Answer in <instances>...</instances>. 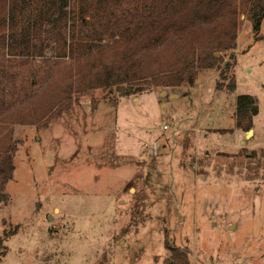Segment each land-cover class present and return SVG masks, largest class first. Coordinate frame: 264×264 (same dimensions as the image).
Returning a JSON list of instances; mask_svg holds the SVG:
<instances>
[{"label":"rangeland","instance_id":"rangeland-1","mask_svg":"<svg viewBox=\"0 0 264 264\" xmlns=\"http://www.w3.org/2000/svg\"><path fill=\"white\" fill-rule=\"evenodd\" d=\"M251 1L236 0L234 50L192 86L112 87L44 122L0 120L15 147L0 264H174L167 244L189 264H264V19L254 31ZM241 95L258 109L248 136Z\"/></svg>","mask_w":264,"mask_h":264},{"label":"trees","instance_id":"trees-1","mask_svg":"<svg viewBox=\"0 0 264 264\" xmlns=\"http://www.w3.org/2000/svg\"><path fill=\"white\" fill-rule=\"evenodd\" d=\"M248 17L257 32L264 0L251 1ZM237 22L236 0H0V120L44 122L112 87L129 90L123 97L192 86L199 71L218 69L220 54L234 50ZM64 58L69 62L52 67ZM42 65L48 72L38 81ZM16 67H27L28 75ZM18 78L29 91L20 94ZM257 112L252 97L236 98L238 128L244 120L249 130ZM14 150L7 134L0 137V203L7 200L1 191L12 179ZM11 234L0 237V249ZM166 249L174 264H189L179 247Z\"/></svg>","mask_w":264,"mask_h":264},{"label":"crops","instance_id":"crops-1","mask_svg":"<svg viewBox=\"0 0 264 264\" xmlns=\"http://www.w3.org/2000/svg\"><path fill=\"white\" fill-rule=\"evenodd\" d=\"M162 93H165V89H164V92H162ZM162 93H161V94H162ZM171 96H173L174 98L176 97L175 94H169V97H170V98H171Z\"/></svg>","mask_w":264,"mask_h":264},{"label":"water","instance_id":"water-1","mask_svg":"<svg viewBox=\"0 0 264 264\" xmlns=\"http://www.w3.org/2000/svg\"><path fill=\"white\" fill-rule=\"evenodd\" d=\"M251 134V130H248L247 132H246V136H248V135H250Z\"/></svg>","mask_w":264,"mask_h":264},{"label":"built area","instance_id":"built-area-1","mask_svg":"<svg viewBox=\"0 0 264 264\" xmlns=\"http://www.w3.org/2000/svg\"><path fill=\"white\" fill-rule=\"evenodd\" d=\"M164 128H166V127H164Z\"/></svg>","mask_w":264,"mask_h":264}]
</instances>
